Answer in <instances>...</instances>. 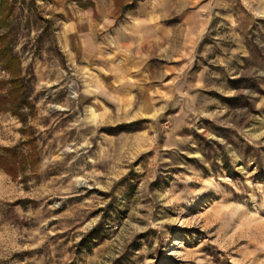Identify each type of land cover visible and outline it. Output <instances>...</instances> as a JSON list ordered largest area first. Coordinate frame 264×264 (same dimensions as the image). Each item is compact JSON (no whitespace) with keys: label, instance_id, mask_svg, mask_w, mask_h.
Here are the masks:
<instances>
[{"label":"rangeland","instance_id":"374dc122","mask_svg":"<svg viewBox=\"0 0 264 264\" xmlns=\"http://www.w3.org/2000/svg\"><path fill=\"white\" fill-rule=\"evenodd\" d=\"M1 35L0 264H264V0H0Z\"/></svg>","mask_w":264,"mask_h":264},{"label":"trees","instance_id":"16d2710c","mask_svg":"<svg viewBox=\"0 0 264 264\" xmlns=\"http://www.w3.org/2000/svg\"><path fill=\"white\" fill-rule=\"evenodd\" d=\"M6 37H7L6 35L0 36V40L2 44V46H0V63L2 64L3 69L5 71H8V73L12 76L9 79V81H7V84L11 87L10 88L11 95L14 97L15 92L20 91V89L22 88V82L20 78L21 75L20 60L18 57L12 54V51L8 47H4L3 40L6 39ZM7 102H9L7 97L5 96L0 97L1 111L7 110L6 109ZM4 150L7 151L10 156L0 154V168H4L5 170L8 171V173L14 174L18 167L19 156L17 155V153H15L14 149L3 148L2 151Z\"/></svg>","mask_w":264,"mask_h":264},{"label":"bare ground","instance_id":"6f19581e","mask_svg":"<svg viewBox=\"0 0 264 264\" xmlns=\"http://www.w3.org/2000/svg\"><path fill=\"white\" fill-rule=\"evenodd\" d=\"M76 92V90L73 88V93H75Z\"/></svg>","mask_w":264,"mask_h":264}]
</instances>
